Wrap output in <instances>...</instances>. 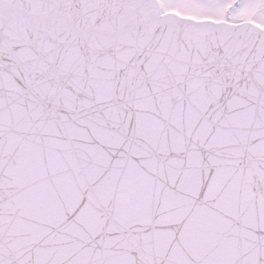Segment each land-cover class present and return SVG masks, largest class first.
<instances>
[{"label":"snow or ice","instance_id":"6c2138e0","mask_svg":"<svg viewBox=\"0 0 264 264\" xmlns=\"http://www.w3.org/2000/svg\"><path fill=\"white\" fill-rule=\"evenodd\" d=\"M0 264H264V0H0Z\"/></svg>","mask_w":264,"mask_h":264}]
</instances>
